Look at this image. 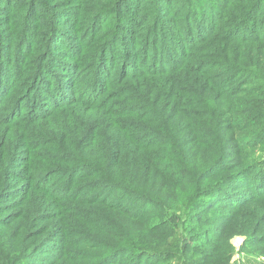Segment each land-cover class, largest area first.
<instances>
[{"label":"trees","instance_id":"1","mask_svg":"<svg viewBox=\"0 0 264 264\" xmlns=\"http://www.w3.org/2000/svg\"><path fill=\"white\" fill-rule=\"evenodd\" d=\"M171 1L0 0V71L15 68L9 88L0 86V264H161L178 253L183 264H229L233 234L264 246V0ZM56 42L76 54L68 77L100 71L106 52L118 74L96 79V93L71 84L49 112L17 114L44 69L64 70ZM140 50L151 63L120 70L117 57ZM196 149L208 163L192 162ZM151 151L153 180L139 166L150 181L137 189L136 155ZM159 182L179 200L161 197ZM128 194L174 226L176 244L164 254L117 244L112 226L100 225L111 211H150L124 205ZM203 198L223 213L204 210ZM94 226L111 243L91 240ZM67 244L80 245L79 255H50ZM107 245L121 254L112 263L94 252Z\"/></svg>","mask_w":264,"mask_h":264},{"label":"rangeland","instance_id":"2","mask_svg":"<svg viewBox=\"0 0 264 264\" xmlns=\"http://www.w3.org/2000/svg\"><path fill=\"white\" fill-rule=\"evenodd\" d=\"M132 3H137L139 2V0H130ZM174 1H171L170 4H174ZM63 9H67V8H63ZM70 24H67L65 26V30L67 31V29H70ZM187 41L188 39H185L183 41V45L181 46H186L187 45ZM66 43L65 42H56V47L53 51L54 52H58L60 51L62 54L60 55H54V57L57 58L55 65H60L64 68V70L62 71L60 68L54 66L51 68H46L44 69V73L43 75L37 80V82L34 84L33 88H32V92L23 100L20 101V103L18 104V106L20 107L19 111L17 112V114L21 115V114H25L26 117L31 118L32 116H38V114L41 113H46L49 112L52 109V106H54V102L55 100L53 99V97H58L62 92H66L67 96L66 97H70L72 95V92L70 91L69 87L72 84V88L73 86H76V88L78 87L79 90L81 88H88L87 91H90L92 93H96L97 91H99V89H103L102 85L98 88L95 89L94 86V82L96 81V79H100V83H104L106 80V73L111 71V74H118L117 73V68L115 64V68H111L108 66L111 64V56L113 55V53L111 52H106V56L104 57L103 61H104V66L103 68L101 67L100 71H96L94 74H89L88 77H86V75L84 76V74H82L81 76V80L77 81L75 78L72 77H68V74L72 73V66L71 65L74 61L71 59V56H74V58H76V54H71V56H68L67 53V49H66ZM180 47V46H179ZM174 49V48H171ZM125 52H133V49H130V46H127L126 49L124 50ZM141 52L142 50H140V53L134 54V56L127 58V56L122 55L121 57H117L118 59V65H121L120 70L123 71H129L131 70V68H141V66H146V64L151 63L152 61V56L149 54L148 58L145 60L141 57ZM19 60H21V58L19 57ZM3 70L6 71L7 73V77H5L4 75H2L1 71H0V86L5 85L6 89H8V85L10 86V83L12 81V79L15 77V68L11 69L9 67H4ZM2 77V78H1ZM89 78V79H87ZM93 82V83H92ZM74 90V88H73ZM86 90H83L81 94H85ZM8 94V93H7ZM52 95V96H50ZM12 97V96H11ZM4 98V97H3ZM118 132V134H122L120 129L116 130ZM164 148L161 147L159 148V152H163ZM9 153V151H7ZM7 152H5V155L7 154ZM204 150L203 149H196L194 151H192V162L195 160V158L202 163H208L209 160L206 158L205 154H204ZM136 159H135V164H136V170H135V174L137 177V189L141 188V182L144 185L143 188H148V182L151 180H153L152 177V162H150V159L155 160V156L153 155L152 151H151V156L143 153V154H137L136 155ZM232 158V157H231ZM233 159V158H232ZM148 166L150 169V179L149 177L146 175L145 173V169H143V167H139V166ZM259 165H262V161L259 162ZM23 169V168H22ZM22 169H20L18 171L20 180H23L24 174L22 173ZM22 173V174H21ZM258 180L261 181L264 178H261L259 176H257ZM138 181L139 182L138 184ZM162 180H160L161 182ZM159 184V187L161 189H163L162 194H160L161 197H167V193L169 194V197L171 202L174 203L175 201L179 200V198L181 197V195H178V193H174L176 189L169 187L168 184L162 183ZM20 184H22L20 182ZM154 190V189H153ZM155 192V190H154ZM170 192L173 194H170ZM189 195H187L188 197ZM118 197V195H117ZM110 200H115V196L114 195H110L109 199ZM122 203L124 205H128L129 207L131 205H135L138 207V209H140V211H142L141 213H143L145 211V209H149L150 211H145L147 212L144 216L139 217L138 215L136 217H132L134 215V212L130 211L131 209L128 210V212L126 214L122 213H118V212H113L111 211V213L109 214L110 218H107L105 220H101L100 225H105L103 227H111L112 228V232L119 235L120 238H118L117 240L115 239L114 241L117 244H123L122 242H124V245H134V246H138V247H142V248H150L148 249L149 251H156L159 252L158 254H164L166 249H170L172 245L176 244V238H177V234L174 230V226L172 225H166V224H161L164 220V218H162V212L160 213H154L150 214V212L153 211V208L151 206V204H148L147 202H144L143 200H141L140 198H137L136 195L133 194H128L127 197H125L122 200ZM200 204L202 206V208L204 210H211L214 214H222L223 210H221L218 206H214L213 204V200L209 199V198H203L200 201ZM127 206V207H128ZM126 207V206H125ZM93 208V207H91ZM178 208V207H177ZM176 205L175 207H168L167 206V210L168 211H177L176 209ZM144 212V213H145ZM225 213H227V211L224 210ZM204 214V213H203ZM131 215V217H130ZM178 215L179 218L178 220H182L183 216V210H178ZM207 216V212L201 216L202 219L200 221H198L197 223V227H199V229L204 232L207 230V226L205 224H203V220H206ZM109 221V223H108ZM192 225L190 224L189 227H191ZM156 227H159L158 230H156V232H158V234H160L159 236H156V232L154 233L153 236L150 235L149 231L150 228H154L156 229ZM85 230V229H84ZM108 230V229H107ZM171 231H173L172 233V237L171 238H167V235L171 233ZM89 233H90V237L91 240L94 239L95 241L97 239H104V241L106 242V244L111 243L108 240V235L105 234L104 229H101L99 227L94 226L93 228L89 229ZM233 234V233H232ZM167 238V240H166ZM165 239V240H164ZM67 241V240H63ZM71 241H73L72 243H76L77 241H80V239L76 238V239H72ZM230 243V247L228 252H231L230 254V261L229 264H263L264 261V246L261 245H256V244H252L251 240H248L246 237H243L241 234L239 235H235L233 234L232 237H230V239L228 240ZM70 243V242H69ZM252 245H251V244ZM108 246V245H107ZM161 248V249H160ZM82 247L79 245L75 246L72 244H67L64 246V248H59V249H52L50 251V255H52V257H54L55 259L60 258V256H63L65 254V257H76L77 255H79V250H81ZM113 249L116 248H110V246H108V248H104L103 250H98V251H94L95 253H97V257L100 258L101 260L106 259L107 258V262L112 263L114 260H117L119 257H121L120 253H113L112 256H110V251L112 250V252L114 251ZM174 251H176L175 249H173ZM152 251V252H153ZM226 253V252H225ZM224 253V254H225ZM151 254V253H150ZM186 254V253H185ZM223 254V255H224ZM180 254L178 253L176 256H174L172 259H167V256L164 255L162 257H159L160 260H162L161 264H183L186 259V257L184 256L183 260H181V262H179V259H176L175 257L179 256ZM43 256V255H42ZM110 256V257H109ZM34 259H38V258H42L40 255L37 256H33ZM159 260V259H157ZM159 260V261H160ZM158 261V262H159ZM82 264V263H81Z\"/></svg>","mask_w":264,"mask_h":264},{"label":"built area","instance_id":"3","mask_svg":"<svg viewBox=\"0 0 264 264\" xmlns=\"http://www.w3.org/2000/svg\"><path fill=\"white\" fill-rule=\"evenodd\" d=\"M263 264H264V261H263Z\"/></svg>","mask_w":264,"mask_h":264}]
</instances>
